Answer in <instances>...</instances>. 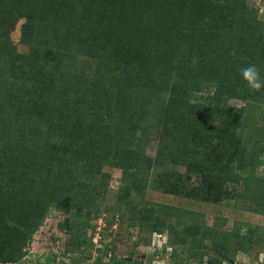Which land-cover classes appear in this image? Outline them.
Here are the masks:
<instances>
[{
    "label": "trees",
    "instance_id": "16d2710c",
    "mask_svg": "<svg viewBox=\"0 0 264 264\" xmlns=\"http://www.w3.org/2000/svg\"><path fill=\"white\" fill-rule=\"evenodd\" d=\"M247 3L0 0V33L16 12L27 19L26 44H34L36 32L40 34L37 23L44 20L57 26L55 39H59L58 50L44 49L37 40L38 45L32 46L28 55L16 60L19 66L11 69L19 77L15 91L18 89L21 96L16 91V99L5 98L8 100L0 105L6 113L0 114V264H22L51 209H66L68 213L90 204L89 193L98 191L104 166L122 169L125 176L139 169L135 136L139 130L146 132L147 126L152 127H142L148 120L149 98L154 92L165 93L161 82L171 80L182 69L190 75L188 84L175 81L169 101L160 106L161 113L151 116L161 139L153 160L155 167L168 157L170 165L199 175L204 189L213 192L229 183L253 180L247 176L264 164V121L243 107L226 105L230 97L251 101L264 91L251 89L241 74L244 67L255 64L264 77V19ZM65 42L80 44L102 62L99 81L90 91L70 89L72 71L59 75L56 60L63 56L62 48L69 49ZM202 78V82H217L214 96L206 104L192 100ZM59 88L66 95L57 107L46 94ZM124 94L129 95L128 100ZM239 129L243 130L240 135ZM17 132L22 135L18 137ZM208 138L213 140L212 148L205 142ZM206 146L213 160L198 156ZM250 199L263 207L264 190H257L256 198ZM160 207L150 211L152 233L169 230L173 235L169 227H173L170 221L176 210ZM185 218L180 213L174 226L187 225L182 236L180 233L169 240L175 249L172 259L179 258L177 264H190L192 258L200 264H235L238 252L234 244L254 242V231L242 236L240 223L228 229L225 219L217 218L218 223L209 225L198 223V218L188 223ZM257 235L264 242V231H257ZM70 242L66 254L72 264H143L126 257L104 262L111 244L95 257L87 231ZM51 261L48 258L46 264Z\"/></svg>",
    "mask_w": 264,
    "mask_h": 264
},
{
    "label": "rangeland",
    "instance_id": "374dc122",
    "mask_svg": "<svg viewBox=\"0 0 264 264\" xmlns=\"http://www.w3.org/2000/svg\"><path fill=\"white\" fill-rule=\"evenodd\" d=\"M247 4L250 10L258 9V16L264 19V1L248 0ZM17 7L20 9L21 4H18ZM26 22L25 17H21L15 12L6 21L5 30L0 33V105L8 100L5 98L16 99V91L19 94L18 89L15 91L19 77L17 74L14 75L16 71H12L11 67L19 66L16 64V60L20 56L28 55L32 46L38 45L37 40L44 49L49 47L58 50L57 41L59 39H55L58 33L57 26L47 20L39 22V25L37 23L40 34L36 32V40L31 45L23 41ZM65 44L69 49L62 48L60 51L63 56L56 60L60 65L59 75L72 71L73 78L69 83L70 89L79 91L83 88L90 91L96 86V81H99L102 62L94 55L89 54L87 48L81 47L80 44L73 45L67 42ZM50 68L47 66L48 71ZM189 77L190 75H187L184 69L175 72L171 80L166 78L161 82V89L167 91L161 92L162 94L154 92L153 97L149 98L147 104L149 114L146 115L148 120L146 119L142 123V127L147 125L152 127L147 126L146 132L139 130L135 136L138 143L135 149L137 150V159H139V169H133L129 175L125 176L122 169L104 166L102 168L103 179L99 182L98 191L89 193V196H92L90 204L81 205L80 209L73 208L68 213L66 209H51L44 225L35 235L34 242L29 248V255L22 261V264H46L48 258L52 260V264H72L70 257L66 254V248L72 238H77L84 231H87L88 238L94 242L92 248L94 256L96 253L103 254L106 246L111 244V252L103 256L104 262H112V260L126 257L130 261L133 259L142 261L143 264H165V262L166 264H177L179 258L172 259L171 254L175 249L169 244V240L172 236L176 237L180 233L182 236L183 228L187 226L174 228L178 223L180 213L186 215L185 221L187 220L188 223H192L194 218H198V223L207 222L212 225L214 222L218 223L217 218L225 219L227 226L228 223L232 225V227L228 226V229H231L235 224L251 223L254 221V214L264 212V206L261 207L260 204L257 206L256 202L250 199L251 196L256 198L257 190H264V164L247 176V178L252 177V181L229 183L223 190L214 192L204 189L199 175H191L183 166L170 165L169 161H166L168 157L161 160V164L155 167L153 160L158 153L161 139L150 121L153 119L151 116L157 117L161 113L160 106L169 101L172 84L177 81L181 85H187ZM204 79H201L198 88L193 91L192 100L195 103L206 104V100L212 98L217 89V82H202L205 81ZM109 82L112 84V81ZM113 82L115 83V81ZM194 83L193 81L190 86L192 87ZM64 89L59 88L54 91V94H46L50 95L51 104L54 103L56 106L61 104L66 95L62 92ZM137 96L143 98L141 92H138ZM123 97L126 100L129 99L128 94H124ZM141 102L146 103L145 100ZM226 105L243 107L248 113H253L264 121V91L251 101H246L238 96L230 97L226 99ZM2 113L1 116H6L5 111L0 109V114ZM129 129L131 135L132 128L129 126ZM241 133L243 130L239 129L237 134ZM17 134L18 137L22 135L20 132ZM209 140L210 138L205 142L209 143L212 148L213 140ZM201 147L203 149L204 146ZM201 152L202 154L199 152L198 156L202 160H206V158L213 160L212 152L208 147ZM150 161L152 164L148 165ZM99 178L100 176L98 181ZM247 187H250V191H247ZM205 197L208 198V201L204 200ZM163 205L176 210V217L170 221L173 227H169L172 228L173 235L169 230L162 234L152 233L154 223L150 219L152 215L150 211L158 210ZM160 215L161 218L164 217L162 214ZM87 224L92 227L87 228ZM98 228L101 237L96 234ZM52 255L56 256L55 259L52 258ZM190 264H198V261L195 260Z\"/></svg>",
    "mask_w": 264,
    "mask_h": 264
},
{
    "label": "crops",
    "instance_id": "0c3cea01",
    "mask_svg": "<svg viewBox=\"0 0 264 264\" xmlns=\"http://www.w3.org/2000/svg\"><path fill=\"white\" fill-rule=\"evenodd\" d=\"M243 213L245 214V212ZM253 219L254 221L251 223H243L239 225L240 228H242V236L247 235V232L251 234L252 231H254V236L252 237L254 242L245 241L236 242L234 244L233 247L238 252L235 264H264V242H261V237L257 235V231H264V215L254 214ZM228 226L232 227L230 223H228ZM162 248L164 250V246H162ZM194 261L195 259L192 258L191 263ZM204 261H206V259Z\"/></svg>",
    "mask_w": 264,
    "mask_h": 264
},
{
    "label": "clouds",
    "instance_id": "9594fccd",
    "mask_svg": "<svg viewBox=\"0 0 264 264\" xmlns=\"http://www.w3.org/2000/svg\"><path fill=\"white\" fill-rule=\"evenodd\" d=\"M241 74L251 89L256 91L264 89V77L261 76L260 70L255 64L244 67Z\"/></svg>",
    "mask_w": 264,
    "mask_h": 264
},
{
    "label": "built area",
    "instance_id": "2783aa9c",
    "mask_svg": "<svg viewBox=\"0 0 264 264\" xmlns=\"http://www.w3.org/2000/svg\"><path fill=\"white\" fill-rule=\"evenodd\" d=\"M99 230H100V229L98 228V232L96 231V232H97L96 234H97V236L101 237V232L99 233ZM93 243H94V242H93ZM94 251H95V250H94ZM97 255H98V254L96 253L95 257H96ZM90 262H92V261H90ZM88 264H91V263H88Z\"/></svg>",
    "mask_w": 264,
    "mask_h": 264
}]
</instances>
